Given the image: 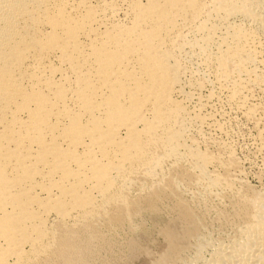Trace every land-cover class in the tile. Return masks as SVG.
I'll return each instance as SVG.
<instances>
[{
  "label": "bare ground",
  "instance_id": "6f19581e",
  "mask_svg": "<svg viewBox=\"0 0 264 264\" xmlns=\"http://www.w3.org/2000/svg\"><path fill=\"white\" fill-rule=\"evenodd\" d=\"M0 264H264V0H0Z\"/></svg>",
  "mask_w": 264,
  "mask_h": 264
},
{
  "label": "rangeland",
  "instance_id": "374dc122",
  "mask_svg": "<svg viewBox=\"0 0 264 264\" xmlns=\"http://www.w3.org/2000/svg\"><path fill=\"white\" fill-rule=\"evenodd\" d=\"M247 144V143H246ZM246 154H247V149H246Z\"/></svg>",
  "mask_w": 264,
  "mask_h": 264
}]
</instances>
